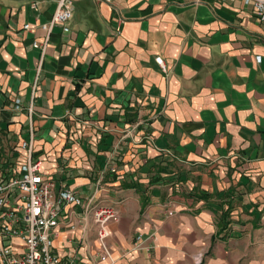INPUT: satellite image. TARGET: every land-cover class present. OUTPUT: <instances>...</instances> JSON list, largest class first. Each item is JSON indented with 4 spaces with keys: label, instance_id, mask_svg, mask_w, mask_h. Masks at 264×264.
<instances>
[{
    "label": "crops",
    "instance_id": "0c3cea01",
    "mask_svg": "<svg viewBox=\"0 0 264 264\" xmlns=\"http://www.w3.org/2000/svg\"><path fill=\"white\" fill-rule=\"evenodd\" d=\"M58 3L0 0V159L24 161L28 118L10 107L33 103L45 176L119 211L108 226L114 264H196L200 254L203 264H264V24L254 9L75 0L70 31L54 27L43 53L34 43ZM55 247L76 264H107L83 207L65 209Z\"/></svg>",
    "mask_w": 264,
    "mask_h": 264
},
{
    "label": "built area",
    "instance_id": "2783aa9c",
    "mask_svg": "<svg viewBox=\"0 0 264 264\" xmlns=\"http://www.w3.org/2000/svg\"><path fill=\"white\" fill-rule=\"evenodd\" d=\"M104 1L112 3L113 0ZM243 1L245 6L254 9L264 24V0ZM74 2L59 0L51 21L43 25L48 37L44 43L35 42V48L46 52L49 35L56 26L62 27L65 33L70 31L67 24L73 16ZM25 29L29 30L30 25ZM156 63L167 70L161 57L156 58ZM10 108L14 113L27 115L30 139L21 143V149L26 152L23 162L7 165L0 159V264H76L71 259L62 258L55 247L58 228L68 206L83 207L92 215L100 244V258L107 264H114L116 260L108 246V226L120 220L119 211L108 205H92L68 188L57 189L55 181L43 173L42 160L34 157V104L24 106L20 99H16ZM131 134L132 130H127L126 136ZM71 229L74 230L75 226L71 225ZM203 261V255L195 256L196 264H203Z\"/></svg>",
    "mask_w": 264,
    "mask_h": 264
}]
</instances>
